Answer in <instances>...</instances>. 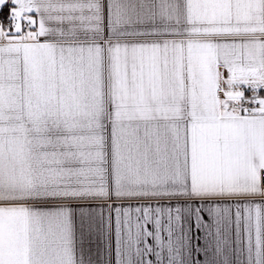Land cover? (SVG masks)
I'll list each match as a JSON object with an SVG mask.
<instances>
[{
	"label": "snow or ice",
	"instance_id": "obj_1",
	"mask_svg": "<svg viewBox=\"0 0 264 264\" xmlns=\"http://www.w3.org/2000/svg\"><path fill=\"white\" fill-rule=\"evenodd\" d=\"M0 264H264V0H0Z\"/></svg>",
	"mask_w": 264,
	"mask_h": 264
}]
</instances>
